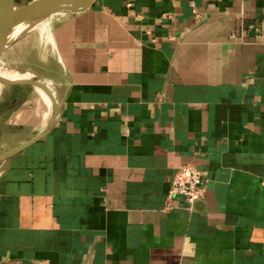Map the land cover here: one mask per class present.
<instances>
[{
    "label": "crops",
    "instance_id": "obj_1",
    "mask_svg": "<svg viewBox=\"0 0 264 264\" xmlns=\"http://www.w3.org/2000/svg\"><path fill=\"white\" fill-rule=\"evenodd\" d=\"M42 26L59 115L0 161V264H264V0H93ZM0 86L2 153L50 107ZM185 164L191 208L168 197Z\"/></svg>",
    "mask_w": 264,
    "mask_h": 264
},
{
    "label": "water",
    "instance_id": "obj_2",
    "mask_svg": "<svg viewBox=\"0 0 264 264\" xmlns=\"http://www.w3.org/2000/svg\"><path fill=\"white\" fill-rule=\"evenodd\" d=\"M93 0H32L25 6L16 7L15 0H0V57L12 47L20 38L29 34L37 25L42 24L51 15L63 11H78L92 3ZM44 10L41 17L30 24L24 33L16 35V30L24 24L34 13ZM0 84L7 86H29L36 90H43L50 100V115L46 127L33 138L11 147L0 153V161L10 158L29 146L45 138L54 127L58 115L59 104L46 83L41 79L11 80L0 74Z\"/></svg>",
    "mask_w": 264,
    "mask_h": 264
},
{
    "label": "rangeland",
    "instance_id": "obj_3",
    "mask_svg": "<svg viewBox=\"0 0 264 264\" xmlns=\"http://www.w3.org/2000/svg\"><path fill=\"white\" fill-rule=\"evenodd\" d=\"M32 0H15L16 7L20 8L27 5ZM43 10V9H42ZM35 14V13H34ZM45 22V21H44ZM43 22V23H44ZM33 23L29 19L22 24L25 30ZM42 23V24H43ZM37 25L29 34L20 38L7 52L0 57V72L27 77V79H41L42 73L48 66V45L45 40L47 29ZM23 29V30H24ZM4 86H0V94ZM26 89V88H24ZM8 90H5V93ZM39 91V89L37 90ZM34 93V91H31ZM30 90L26 93L32 94ZM17 94L16 91L12 92ZM45 97V94L38 92Z\"/></svg>",
    "mask_w": 264,
    "mask_h": 264
},
{
    "label": "built area",
    "instance_id": "obj_4",
    "mask_svg": "<svg viewBox=\"0 0 264 264\" xmlns=\"http://www.w3.org/2000/svg\"><path fill=\"white\" fill-rule=\"evenodd\" d=\"M204 184V173L195 165L185 164L175 173L170 183L168 197L181 196L191 208L201 198Z\"/></svg>",
    "mask_w": 264,
    "mask_h": 264
},
{
    "label": "bare ground",
    "instance_id": "obj_5",
    "mask_svg": "<svg viewBox=\"0 0 264 264\" xmlns=\"http://www.w3.org/2000/svg\"><path fill=\"white\" fill-rule=\"evenodd\" d=\"M43 11L44 10H39L38 12H36L35 14H33L29 18V20L31 22H34V21L38 20L41 17V15L43 14ZM23 29L24 28H22V25H20V27H18L17 30H16V35H19L20 33H24L25 32V29L24 30ZM0 74L3 77H5L7 79H11V80H23V79H27V77H24V75L23 76H19V74L18 75H13V74H8V73H1V72H0ZM39 91L45 94V97L44 98L47 100L48 105L50 107V100H49L48 96L46 95V93L43 90H41V89H39Z\"/></svg>",
    "mask_w": 264,
    "mask_h": 264
}]
</instances>
